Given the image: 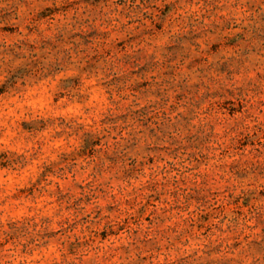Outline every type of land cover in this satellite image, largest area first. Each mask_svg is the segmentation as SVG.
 <instances>
[{
    "label": "clouds",
    "instance_id": "obj_1",
    "mask_svg": "<svg viewBox=\"0 0 264 264\" xmlns=\"http://www.w3.org/2000/svg\"><path fill=\"white\" fill-rule=\"evenodd\" d=\"M0 264H264V0H0Z\"/></svg>",
    "mask_w": 264,
    "mask_h": 264
}]
</instances>
